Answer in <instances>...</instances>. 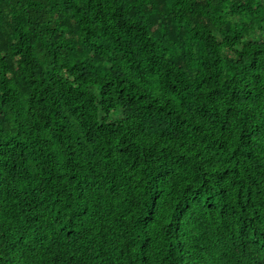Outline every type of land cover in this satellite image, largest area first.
<instances>
[{
    "label": "trees",
    "instance_id": "16d2710c",
    "mask_svg": "<svg viewBox=\"0 0 264 264\" xmlns=\"http://www.w3.org/2000/svg\"><path fill=\"white\" fill-rule=\"evenodd\" d=\"M0 264H264V0H0Z\"/></svg>",
    "mask_w": 264,
    "mask_h": 264
},
{
    "label": "clouds",
    "instance_id": "9594fccd",
    "mask_svg": "<svg viewBox=\"0 0 264 264\" xmlns=\"http://www.w3.org/2000/svg\"><path fill=\"white\" fill-rule=\"evenodd\" d=\"M119 113H114L113 115L115 116V115H118Z\"/></svg>",
    "mask_w": 264,
    "mask_h": 264
}]
</instances>
